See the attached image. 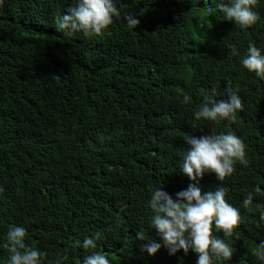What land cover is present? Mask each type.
<instances>
[{
  "label": "trees",
  "instance_id": "1",
  "mask_svg": "<svg viewBox=\"0 0 264 264\" xmlns=\"http://www.w3.org/2000/svg\"><path fill=\"white\" fill-rule=\"evenodd\" d=\"M114 3L121 16L101 35L66 36L57 22L77 0H0V264L13 226L26 229L42 264L64 254L61 264H83L93 251L110 264H197L191 248L142 251L149 239L162 243L149 201L156 188L175 200L195 183L181 172L185 137L228 132L245 143L249 164L237 162L223 182L198 178L202 193L225 187L241 213L226 239L231 259L213 264H264L253 254L264 241V79L241 63L250 43L264 55V0L245 28L219 11L231 0ZM228 86L243 102L235 122L196 121L204 93L215 88L226 100ZM97 233L96 248L85 250V237Z\"/></svg>",
  "mask_w": 264,
  "mask_h": 264
},
{
  "label": "clouds",
  "instance_id": "2",
  "mask_svg": "<svg viewBox=\"0 0 264 264\" xmlns=\"http://www.w3.org/2000/svg\"><path fill=\"white\" fill-rule=\"evenodd\" d=\"M257 0H231L230 5H219V11L228 21H234L241 28L249 27L259 20L254 8ZM121 16L120 9L114 0H77V6L70 8L57 22V29L66 36L82 32L85 36L101 35L108 28L114 17ZM123 19L130 29L140 23L134 15L124 12ZM239 53L235 48L232 55ZM241 63L249 72L264 79V55L252 43L248 45L246 55ZM59 79V78H57ZM228 99L218 100L220 95L215 88L207 90L202 98L198 110L194 112L196 121L219 122L227 120L235 122L236 113L243 108L240 96L228 86ZM183 96V103L191 102V97L178 89ZM185 141L190 148L186 151L181 165V172L195 182L176 194L174 200L163 188H156L151 193L149 201L154 215L151 218V227L158 231L161 242L149 239L142 246V251L155 255L163 245L170 255L183 250L185 253L191 248L198 253L197 264H213V259L229 260L233 255V248L227 238H231L234 229L241 222V213L226 201L225 187L218 186L214 191L202 193L198 186V178L202 179L205 173H214L216 178L223 182L226 177L235 171V164L247 166L249 160L245 143L233 132L196 136H187ZM262 191L259 185L255 193ZM254 194L249 192L243 200V207L253 211L250 205ZM260 221L264 222V212L260 213ZM222 232L223 237L214 235ZM187 234V236H186ZM26 229L23 226H13L7 233V242L3 245L8 250V259L5 264H42L43 256L35 247L25 242ZM99 238L85 237L82 247L85 250L95 249V240ZM137 239L145 240L148 237L143 232H137ZM254 255L264 261V241L255 248ZM68 259L67 254L57 256L54 264H61ZM83 264H110L107 254L93 251L84 257Z\"/></svg>",
  "mask_w": 264,
  "mask_h": 264
}]
</instances>
